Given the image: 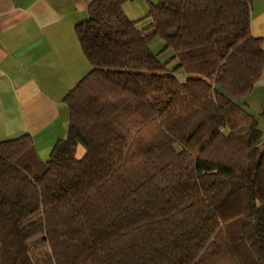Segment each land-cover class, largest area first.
<instances>
[{"label": "trees", "instance_id": "16d2710c", "mask_svg": "<svg viewBox=\"0 0 264 264\" xmlns=\"http://www.w3.org/2000/svg\"><path fill=\"white\" fill-rule=\"evenodd\" d=\"M126 1L93 0L75 27L90 72L49 158L0 142V264H264L252 0H158L144 29Z\"/></svg>", "mask_w": 264, "mask_h": 264}, {"label": "crops", "instance_id": "0c3cea01", "mask_svg": "<svg viewBox=\"0 0 264 264\" xmlns=\"http://www.w3.org/2000/svg\"><path fill=\"white\" fill-rule=\"evenodd\" d=\"M92 1L0 0V142L28 135L45 162L67 136L65 97L90 72L75 27ZM157 2L127 0L122 9L144 29ZM250 27L264 49V0H252ZM242 106L264 136V71Z\"/></svg>", "mask_w": 264, "mask_h": 264}, {"label": "rangeland", "instance_id": "374dc122", "mask_svg": "<svg viewBox=\"0 0 264 264\" xmlns=\"http://www.w3.org/2000/svg\"><path fill=\"white\" fill-rule=\"evenodd\" d=\"M140 23H143V21L137 23V25H139ZM146 24H148V22ZM138 29H142V28L139 27ZM149 47L151 48V50L153 52L158 53V58L162 62L168 61L172 57V51L164 50V44L159 39L152 41L149 44ZM176 64H177V62L175 60L168 61L167 71L172 73L176 77V79L179 83H183L187 79V76L182 71L175 70ZM78 154H79V156L82 155L83 150L79 149ZM42 162H44V161H42Z\"/></svg>", "mask_w": 264, "mask_h": 264}]
</instances>
